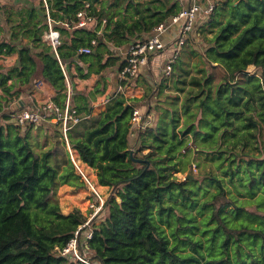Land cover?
<instances>
[{"label": "trees", "instance_id": "1", "mask_svg": "<svg viewBox=\"0 0 264 264\" xmlns=\"http://www.w3.org/2000/svg\"><path fill=\"white\" fill-rule=\"evenodd\" d=\"M213 1L171 72L140 98L117 93L93 116L89 99L70 92L78 121L67 123V145L110 191L90 220L79 209L62 213L53 200L59 185L86 187L61 119L21 127L10 119L17 110L0 106V264H84L59 253L76 232L89 264H264V0ZM13 3L0 6V56L16 54L17 65L0 72V90L10 97L43 80L60 109L73 77L116 66L117 50L182 9L178 0H46L60 38L54 51L44 40L43 3ZM85 4L95 29L74 28ZM125 59L121 88L130 82L120 76ZM140 106L146 110L130 146ZM53 116L56 123H46ZM47 127L52 144L36 152L31 138ZM92 202L99 204L94 193Z\"/></svg>", "mask_w": 264, "mask_h": 264}, {"label": "built area", "instance_id": "2", "mask_svg": "<svg viewBox=\"0 0 264 264\" xmlns=\"http://www.w3.org/2000/svg\"><path fill=\"white\" fill-rule=\"evenodd\" d=\"M6 1L9 3H13L16 2L17 0H6ZM40 1L43 3V6L45 8L46 20L48 25V31L44 36V40L55 51L56 47L60 44V38L58 33L54 29H52V21L49 18L48 5L46 3V0H40ZM190 1L192 2L188 4V0H186V4L181 9V11L177 15L173 16L167 24H159L156 28H154L151 33V36H149L147 39L143 40L142 42H137L133 45H130L127 48L125 52L126 54L125 65L120 73L121 77H123L124 79L127 77L128 79L131 77L134 78L138 74L139 69L147 65L149 58L151 56H155L165 51H170V57L168 58L164 71L166 74H169L171 72V65L176 60L180 52V47L184 44L186 36L192 31L197 15L199 14V12H202L205 15H207L213 10L214 7L213 0H190ZM199 2L204 3L203 8L198 4ZM88 7L89 4H85L84 9L76 14L77 21L73 24L74 28L76 29L96 28L97 21L94 18L87 16L86 9ZM102 24H104V21H102ZM63 26L66 28L69 27L67 24H63ZM173 29L175 30L174 38L169 42H165L164 36ZM91 44H95V41H92ZM79 52L83 54H88L90 53V49L82 48L79 50ZM42 85L43 82L38 80L35 83V88L40 89ZM67 89H68L67 98L63 109L57 107L50 100L45 102L42 106L38 107L37 109H30V108L19 109L10 114V119L16 125L24 127L27 125H38L50 115H56L59 119H61L62 135L67 145V139H66V131L68 130L67 123L69 121H72V123H76L78 121L75 117H72L74 111L70 110L71 109L70 97H69L70 90H69L68 82H67ZM57 117H54L52 120L56 121ZM140 118L141 116L139 111L135 109L133 112L131 123L133 125H138ZM67 149L69 151V156L75 169L79 171L80 176H83V174L79 170L78 165L75 164L76 161L75 156L73 152L70 151L68 145H67ZM83 178L85 181L88 182V185L89 184L92 185L91 182H89L84 176ZM94 192H95L94 194L98 196V198L100 199V196L96 193V191ZM102 204L103 202H101V205L98 207V210L102 206ZM77 234L78 233L76 232L74 234V238L71 239L70 242L67 244V246L59 253L61 254V256H68L69 259L71 260H75L84 264H89L80 253L76 239ZM90 237L91 234L90 233L87 234V238Z\"/></svg>", "mask_w": 264, "mask_h": 264}, {"label": "crops", "instance_id": "3", "mask_svg": "<svg viewBox=\"0 0 264 264\" xmlns=\"http://www.w3.org/2000/svg\"><path fill=\"white\" fill-rule=\"evenodd\" d=\"M39 1L40 0H17L16 2L25 6L26 4L29 3L31 5L35 3L37 4ZM137 1L142 2L145 0H137ZM178 1L180 2L183 8L184 5L186 4V0H178ZM191 2L192 1L188 0V4H190ZM5 4H9V2H7L6 0H0V6ZM21 5L19 6L22 7ZM3 19L5 20V16L0 11V21ZM204 21H205V14L199 12V14L195 19V25H200ZM174 36H175V30L173 29L164 36V41L169 42L174 38ZM26 42L27 40L23 39L22 43H26ZM126 50L127 47L121 50H117L116 52L117 55L120 56V59H122L120 60L121 62H123L125 58ZM169 57H170V51L169 52L165 51L153 56V58L149 60L146 66L141 67L139 69L138 74L134 78L129 79L130 82L128 83L127 86L123 88L119 87L118 84V82L120 81L118 67L121 62L120 63L117 62V65L111 67V70L105 69L100 74L91 73L85 79H80L76 76L73 77L72 89L70 87V84L68 83L69 88L71 89L70 92H72V95L81 94L87 97L89 99V103L91 107V114L93 116H96L98 113H100L103 110L108 100L117 93L123 94L128 99H133V98H140L142 95H144L146 85L153 88L154 83L156 81H159L162 75H168L165 73L164 68ZM77 63L76 62L72 63L70 69L72 75H75L76 73L75 66ZM16 65H17L16 54L0 56V72H4V70L13 68ZM87 67L88 65H85L84 70H86ZM40 81L43 82V85L41 86L40 89L35 88V83H36L35 82L31 87L21 88L17 95H16L17 91L15 89L12 93L13 95L10 97H6L0 90V106L3 109V111L19 110L25 108L37 109L38 107L42 106L45 102L52 100V98L55 97L54 90L51 88V86L48 83L44 82L43 80ZM10 83L11 81L8 82V84ZM97 89L103 93H95V90ZM137 110L141 111L143 114L145 113L146 108L144 106H140L137 108ZM141 112H139L140 116H142ZM46 123H56V121L50 120L47 121ZM137 127L138 125L133 126L132 133L130 136V146L132 145L135 146L134 137H135V128ZM50 130L51 129L47 127V131ZM47 131L44 132L43 128H40L38 130V132L44 137L43 140L46 139L45 135H47L48 137Z\"/></svg>", "mask_w": 264, "mask_h": 264}, {"label": "rangeland", "instance_id": "4", "mask_svg": "<svg viewBox=\"0 0 264 264\" xmlns=\"http://www.w3.org/2000/svg\"><path fill=\"white\" fill-rule=\"evenodd\" d=\"M17 4L19 3L16 2L15 5ZM198 4L202 8L204 7V3L199 2ZM125 58H126V54H125ZM120 60L118 61V63L121 62ZM194 61L195 59L192 58L190 59L189 63L191 64ZM106 70H111V68L110 67L106 68ZM210 74L212 75L215 81H219L223 76L221 71L217 68L211 69ZM151 119H153V117H151L150 120ZM47 132H48V137L47 135H45L46 139L44 140H43L44 137L38 131H37L38 136H33L31 138L32 146L36 152L47 150L51 146L52 141H51L50 131ZM57 160L59 161L60 157H58ZM75 164L78 165L79 170L81 171L83 176L89 182H91L92 185L89 184L90 185L89 186L88 182L84 180L83 176H81V180L85 182L86 187L83 186V187L73 188L68 185H59L54 192L53 200L58 203L62 213L68 214L72 212L74 209H79L90 220L95 215V212H97L98 207L101 205V202H103V200L106 199V197L110 194V191L106 187H100L95 184V174L91 169L78 163L77 161H75ZM75 171L77 172V174H79L78 170L75 169ZM94 191H96V193L100 196L98 206H95L92 202V193H95ZM101 218L102 216L97 218L95 220V223H98L101 220Z\"/></svg>", "mask_w": 264, "mask_h": 264}, {"label": "water", "instance_id": "5", "mask_svg": "<svg viewBox=\"0 0 264 264\" xmlns=\"http://www.w3.org/2000/svg\"><path fill=\"white\" fill-rule=\"evenodd\" d=\"M188 178H191V176H187Z\"/></svg>", "mask_w": 264, "mask_h": 264}]
</instances>
